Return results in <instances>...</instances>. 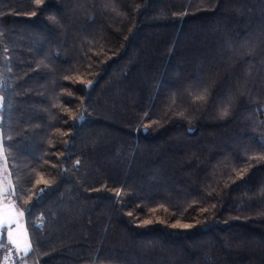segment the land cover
Segmentation results:
<instances>
[{"label": "trees", "instance_id": "1", "mask_svg": "<svg viewBox=\"0 0 264 264\" xmlns=\"http://www.w3.org/2000/svg\"><path fill=\"white\" fill-rule=\"evenodd\" d=\"M69 1L0 0L15 264H264V0Z\"/></svg>", "mask_w": 264, "mask_h": 264}, {"label": "rangeland", "instance_id": "2", "mask_svg": "<svg viewBox=\"0 0 264 264\" xmlns=\"http://www.w3.org/2000/svg\"><path fill=\"white\" fill-rule=\"evenodd\" d=\"M69 2V0H63V4H69ZM12 188L13 183L0 134V221H3V223H0V240L2 235L5 234L12 245V248L3 258L2 264H15L21 255H27L31 250L30 236L24 215L14 200L6 197L12 191ZM9 232L12 233L11 240L9 239Z\"/></svg>", "mask_w": 264, "mask_h": 264}, {"label": "snow or ice", "instance_id": "3", "mask_svg": "<svg viewBox=\"0 0 264 264\" xmlns=\"http://www.w3.org/2000/svg\"><path fill=\"white\" fill-rule=\"evenodd\" d=\"M186 95L187 102L190 106H199L200 108L207 106L208 100L210 97V89L208 85H206L202 80L199 78H196L194 80H190L186 83L185 88L183 89V92L181 93V97H184ZM178 97L176 93H173L170 97V103L169 107L171 108L173 105L177 104ZM181 102H184L183 99H181ZM232 102V97H227V100H225L224 97H216L214 100V103L217 104H230ZM183 115V113H181ZM229 115L228 107H223L220 111V116L226 117ZM145 116H148V113H145ZM44 189H41V192H43ZM119 194V193H118ZM131 214V213H130ZM0 223H3V221H0ZM175 227V225H173ZM184 228L191 227V225H183ZM9 239H12V233L9 232ZM15 243V241H13ZM27 251V249H26Z\"/></svg>", "mask_w": 264, "mask_h": 264}, {"label": "water", "instance_id": "4", "mask_svg": "<svg viewBox=\"0 0 264 264\" xmlns=\"http://www.w3.org/2000/svg\"><path fill=\"white\" fill-rule=\"evenodd\" d=\"M145 133H147V131H145Z\"/></svg>", "mask_w": 264, "mask_h": 264}]
</instances>
